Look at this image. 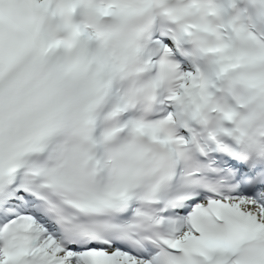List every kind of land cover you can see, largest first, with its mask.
I'll use <instances>...</instances> for the list:
<instances>
[{
    "label": "snow or ice",
    "instance_id": "6c2138e0",
    "mask_svg": "<svg viewBox=\"0 0 264 264\" xmlns=\"http://www.w3.org/2000/svg\"><path fill=\"white\" fill-rule=\"evenodd\" d=\"M0 264H264V0H0Z\"/></svg>",
    "mask_w": 264,
    "mask_h": 264
}]
</instances>
